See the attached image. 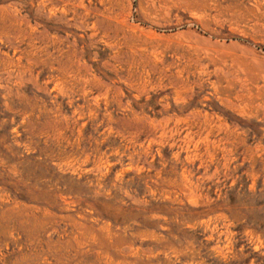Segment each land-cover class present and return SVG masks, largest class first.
<instances>
[{"label": "rangeland", "instance_id": "1", "mask_svg": "<svg viewBox=\"0 0 264 264\" xmlns=\"http://www.w3.org/2000/svg\"><path fill=\"white\" fill-rule=\"evenodd\" d=\"M0 264H264V0H0Z\"/></svg>", "mask_w": 264, "mask_h": 264}]
</instances>
